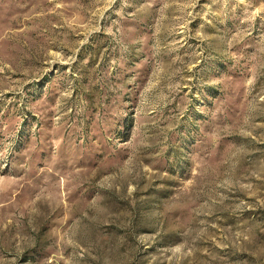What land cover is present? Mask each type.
I'll use <instances>...</instances> for the list:
<instances>
[{
	"label": "rangeland",
	"instance_id": "374dc122",
	"mask_svg": "<svg viewBox=\"0 0 264 264\" xmlns=\"http://www.w3.org/2000/svg\"><path fill=\"white\" fill-rule=\"evenodd\" d=\"M0 264H264V0H0Z\"/></svg>",
	"mask_w": 264,
	"mask_h": 264
}]
</instances>
